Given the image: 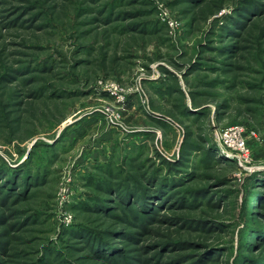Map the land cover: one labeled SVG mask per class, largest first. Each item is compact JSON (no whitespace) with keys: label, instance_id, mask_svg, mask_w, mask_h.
Returning a JSON list of instances; mask_svg holds the SVG:
<instances>
[{"label":"rangeland","instance_id":"rangeland-1","mask_svg":"<svg viewBox=\"0 0 264 264\" xmlns=\"http://www.w3.org/2000/svg\"><path fill=\"white\" fill-rule=\"evenodd\" d=\"M0 264H264V0H0Z\"/></svg>","mask_w":264,"mask_h":264},{"label":"built area","instance_id":"built-area-1","mask_svg":"<svg viewBox=\"0 0 264 264\" xmlns=\"http://www.w3.org/2000/svg\"><path fill=\"white\" fill-rule=\"evenodd\" d=\"M214 135L223 153L234 157L239 164H250L252 161L251 148L247 135H256L248 131L241 124L219 126L215 128Z\"/></svg>","mask_w":264,"mask_h":264},{"label":"trees","instance_id":"trees-1","mask_svg":"<svg viewBox=\"0 0 264 264\" xmlns=\"http://www.w3.org/2000/svg\"><path fill=\"white\" fill-rule=\"evenodd\" d=\"M163 187H164V185H162V186L160 187V189L158 188V189H159V191H163ZM143 195H144V193H143ZM144 196H145V195H144ZM141 201H142V200H141ZM99 252H100V253H102V254H104V253H103V252H104V250H100Z\"/></svg>","mask_w":264,"mask_h":264}]
</instances>
